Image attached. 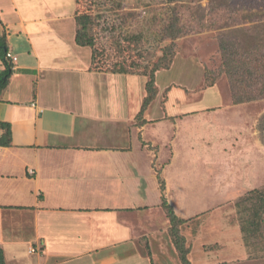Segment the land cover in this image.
<instances>
[{"label":"crops","instance_id":"crops-1","mask_svg":"<svg viewBox=\"0 0 264 264\" xmlns=\"http://www.w3.org/2000/svg\"><path fill=\"white\" fill-rule=\"evenodd\" d=\"M76 3L0 0V36L5 32L8 50L17 57L0 93V120L10 123L12 135L10 146H0V248L17 261L13 247L28 244L36 264H181L154 167L155 143L165 138H145L155 121L148 107L140 113L146 82L136 89L137 75L91 68L90 48L76 42ZM137 90L144 97L136 98ZM159 112L162 121L176 114ZM171 126L170 156L160 166L163 193L177 216L192 217L196 208L170 197L185 196L190 186L174 184L163 172L175 158L178 128ZM163 217L168 225L158 228ZM231 231L225 226L224 239L209 245L231 249L214 253L201 244L195 253L202 229L192 227L191 241L186 238L189 262L264 264L261 252L251 254L245 245L247 251L233 250L235 238L242 237Z\"/></svg>","mask_w":264,"mask_h":264},{"label":"rangeland","instance_id":"rangeland-1","mask_svg":"<svg viewBox=\"0 0 264 264\" xmlns=\"http://www.w3.org/2000/svg\"><path fill=\"white\" fill-rule=\"evenodd\" d=\"M223 2L229 4L227 9L212 11L210 0H79L76 16L85 13L89 18V25H85L87 28L84 30L81 20L79 28L85 34L84 38L94 37L96 48L106 50L109 58L105 61L107 68L118 55L113 49L116 42L127 45L123 38L130 34H144L140 46L148 50L149 66L159 59L165 45L172 43L174 54L171 62L154 72L156 95L148 106L149 117L155 124L147 127L145 138L156 134L158 138H165L155 143L159 154L154 167L160 175L161 164L170 156L167 142L174 122L178 128L174 132L175 137L172 136L175 158L163 172L174 184L184 181L190 186L186 187L185 196L172 192L170 197L175 201L180 199L178 204L190 210L196 208V212L189 214L195 216L183 217L188 221L182 226L189 241L192 239V227L198 225L202 229V234L194 241L193 251L199 252L201 244L207 249L213 248L209 245L222 238L226 226L233 228L234 236L241 234L242 237L239 241L235 238L233 250H248L259 256L258 252L264 255V214L257 236L246 234L241 226L247 225L248 207L252 203L242 199L253 188L264 190V143L258 129V121L264 114V100L232 102L229 79L222 72L219 40L222 36L231 35L232 31L240 32V28L251 25L247 22L248 15L258 12L263 4L254 6L249 0ZM216 6L218 8L220 4ZM175 21L182 32L170 40L166 37V29ZM88 48L92 52V48ZM206 75L212 77L209 79L212 83L205 80ZM147 80L145 75L133 76L136 89ZM137 92L136 98L139 99L143 93ZM165 109L176 113L174 118L158 119L162 116L159 111ZM136 121L140 123L141 116L138 115ZM146 124H150L149 121ZM149 196L153 198L151 192ZM237 202L240 204L236 205ZM210 207L211 211L203 212V208ZM142 213L139 211L138 214ZM179 214L184 215L178 209ZM156 225L165 228L168 224L163 217L156 221ZM139 229L144 231L145 227ZM26 245H13L18 251L17 261L12 260L9 251L6 255L3 253L5 263L36 264L35 254H28ZM224 249L231 247L213 248L210 252Z\"/></svg>","mask_w":264,"mask_h":264},{"label":"trees","instance_id":"trees-1","mask_svg":"<svg viewBox=\"0 0 264 264\" xmlns=\"http://www.w3.org/2000/svg\"><path fill=\"white\" fill-rule=\"evenodd\" d=\"M176 0H169V2ZM230 1V0H229ZM248 1V0H247ZM79 2V0H77ZM212 4V11L218 9L220 11L227 9L229 4L223 0H210ZM220 4L217 8L216 4ZM224 3V4H221ZM226 3V4H225ZM254 6L261 5L258 12H251L248 15L247 22L251 25L232 31L231 35L222 36L219 40V51L221 55L222 72L226 74L230 83V93L232 102L234 104L246 103L264 100V0H249ZM228 5V6H227ZM227 6V7H226ZM251 9H253V7ZM235 11V10H234ZM86 14L76 16L77 34L76 42L82 46H90L92 48L91 68L95 71H108L112 73L134 74L148 76L145 83L146 95L143 98L141 111L149 106L156 95L154 72L160 67H166L171 62L174 54L172 43L166 44L162 50V55L158 60L149 66L150 58L147 53V48L140 46L143 33L128 35L123 38L127 45L116 42L113 49L117 57H115L109 68L106 67L105 61L108 60V53L105 49H98L95 47V39L93 36L84 38L83 31L79 28V21L81 20L84 30L89 25V18ZM79 18V19H78ZM253 21V22H252ZM86 22V24H85ZM86 25V26H85ZM166 37L173 40L180 32L177 28V22L169 23L167 26ZM8 46L5 40V32L0 36V59L3 62L4 69L0 71V93L2 89L8 84L9 78L12 74V61L6 57ZM147 63V64H146ZM211 73V71H209ZM212 77L206 75L205 80L212 83ZM212 84H209V86ZM141 115V114H140ZM0 129L2 131L0 137V146H10L12 141L11 125L9 122L0 120ZM258 129L261 133V140L264 143V114L258 121ZM157 177L161 189V208L169 220L168 233L171 241L177 252V256L181 264H191L187 259L188 247L185 245V238L181 234V228L185 225L188 219H184L175 214L172 205H170L164 196V182L159 173ZM247 196L243 201L252 202L248 207L250 213L246 219V226H241V230L251 236H257L261 221L264 214V190L257 188L251 189L247 192ZM237 202L236 205H239ZM0 264H6L2 249L0 248Z\"/></svg>","mask_w":264,"mask_h":264},{"label":"built area","instance_id":"built-area-1","mask_svg":"<svg viewBox=\"0 0 264 264\" xmlns=\"http://www.w3.org/2000/svg\"><path fill=\"white\" fill-rule=\"evenodd\" d=\"M6 57L13 62H15L17 60V57L14 54H12L9 50L6 53ZM30 172L33 173L32 170H30ZM33 251H35V249L33 247H31L30 252H33Z\"/></svg>","mask_w":264,"mask_h":264}]
</instances>
